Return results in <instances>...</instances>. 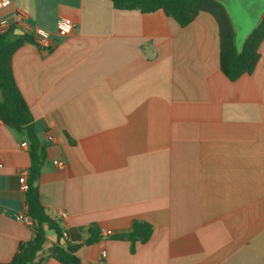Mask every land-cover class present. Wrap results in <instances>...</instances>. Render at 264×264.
Wrapping results in <instances>:
<instances>
[{"label": "crops", "instance_id": "crops-1", "mask_svg": "<svg viewBox=\"0 0 264 264\" xmlns=\"http://www.w3.org/2000/svg\"><path fill=\"white\" fill-rule=\"evenodd\" d=\"M16 13L53 42H26L12 58L46 148L40 200L68 233L46 227L36 261L62 264L48 253L65 240L81 245L84 264H264V41L254 72L230 81L208 13L182 27L110 0H12L0 17ZM60 17L74 20L73 33L57 34ZM22 142L0 124V264L34 237L17 219L31 165ZM135 220L153 234L132 252ZM92 227L101 236L86 245Z\"/></svg>", "mask_w": 264, "mask_h": 264}, {"label": "trees", "instance_id": "trees-1", "mask_svg": "<svg viewBox=\"0 0 264 264\" xmlns=\"http://www.w3.org/2000/svg\"><path fill=\"white\" fill-rule=\"evenodd\" d=\"M118 10H137L141 13H153L159 10L173 18L182 27L191 24L200 13L212 15L219 26L220 68L230 81H236L245 74H252L259 60V48L264 41V18L252 31L243 44L239 54L235 45V33L229 15L224 6L216 0H110ZM14 37V38H12ZM26 42H34L27 34L14 35L11 29L0 34V118L9 128L24 134L28 145L31 165L29 167L26 204L29 216L33 219L34 237L19 245L18 251L8 264H40L36 261L47 240V230L63 237L59 224L51 218L40 200L38 182L46 159V148L41 144L34 117L27 105L15 79L12 58L14 53ZM153 234L151 224L139 220L132 223L128 237L132 252L136 243H146ZM101 231L98 227L90 229V238L85 242L90 245L99 240ZM120 238H123L122 236ZM59 240L53 246L48 257L62 264H84L77 256L81 245Z\"/></svg>", "mask_w": 264, "mask_h": 264}, {"label": "built area", "instance_id": "built-area-1", "mask_svg": "<svg viewBox=\"0 0 264 264\" xmlns=\"http://www.w3.org/2000/svg\"><path fill=\"white\" fill-rule=\"evenodd\" d=\"M12 4V0H0V12L9 7ZM75 22L71 17H60L57 20L56 24V31L57 34L61 36H68L75 30ZM19 30L22 32V34H27L33 37L34 42L43 49H50L52 48L53 42L51 38V32L42 28H35L32 29V27L29 25L27 18L22 13H16L13 20H10L6 17H0V34H5L9 30ZM2 123V120L0 118V124ZM51 140L53 137H49ZM22 148L29 149V145L27 142L21 143ZM55 164L60 167L64 168L66 166V163L64 161H55ZM0 167H2V164L0 163ZM28 177H29V170H24L19 178V182L21 185V189L23 191L28 190ZM57 215L60 219L66 220L68 218V213L65 210H59L57 212ZM17 219L21 222L33 226L34 221L28 214V209L25 212H20L17 215ZM102 234L106 237L111 235L110 231L102 232ZM63 236L65 238L68 237V233L64 232ZM107 252L106 250L102 251V257H106Z\"/></svg>", "mask_w": 264, "mask_h": 264}, {"label": "water", "instance_id": "water-1", "mask_svg": "<svg viewBox=\"0 0 264 264\" xmlns=\"http://www.w3.org/2000/svg\"><path fill=\"white\" fill-rule=\"evenodd\" d=\"M226 9L235 33V45L240 54L246 39L264 18V0H216ZM63 244L67 246L64 240Z\"/></svg>", "mask_w": 264, "mask_h": 264}]
</instances>
